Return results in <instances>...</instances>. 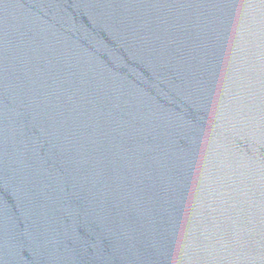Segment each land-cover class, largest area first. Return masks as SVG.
<instances>
[{
	"label": "water",
	"instance_id": "water-1",
	"mask_svg": "<svg viewBox=\"0 0 264 264\" xmlns=\"http://www.w3.org/2000/svg\"><path fill=\"white\" fill-rule=\"evenodd\" d=\"M0 264H264V0H0Z\"/></svg>",
	"mask_w": 264,
	"mask_h": 264
}]
</instances>
